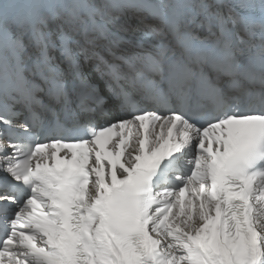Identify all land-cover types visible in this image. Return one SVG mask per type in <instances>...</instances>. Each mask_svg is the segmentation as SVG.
Returning <instances> with one entry per match:
<instances>
[{"label":"snow or ice","instance_id":"obj_1","mask_svg":"<svg viewBox=\"0 0 264 264\" xmlns=\"http://www.w3.org/2000/svg\"><path fill=\"white\" fill-rule=\"evenodd\" d=\"M0 264H264V0H0Z\"/></svg>","mask_w":264,"mask_h":264}]
</instances>
